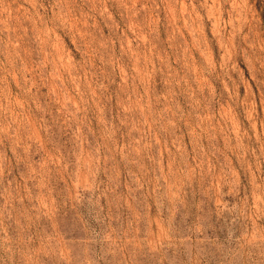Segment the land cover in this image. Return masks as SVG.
<instances>
[{"label": "rangeland", "instance_id": "374dc122", "mask_svg": "<svg viewBox=\"0 0 264 264\" xmlns=\"http://www.w3.org/2000/svg\"><path fill=\"white\" fill-rule=\"evenodd\" d=\"M0 264H264V0H0Z\"/></svg>", "mask_w": 264, "mask_h": 264}]
</instances>
